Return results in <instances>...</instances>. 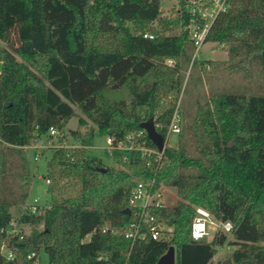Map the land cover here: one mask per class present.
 Segmentation results:
<instances>
[{"label":"trees","instance_id":"trees-1","mask_svg":"<svg viewBox=\"0 0 264 264\" xmlns=\"http://www.w3.org/2000/svg\"><path fill=\"white\" fill-rule=\"evenodd\" d=\"M161 1L0 0V244L6 240L16 253L14 260L0 253V264H36L42 248L49 264H154L170 245L176 264H224L215 260L224 244L236 246L232 264H264V93L224 92L212 105H199L185 127L191 145L183 138L177 147L167 144L157 171L139 157L125 162L119 152L113 159L125 168L109 166L88 149L75 151L74 160L56 150L49 166L79 178V192L54 197L36 214L23 212L16 218L20 226L42 228L6 237L12 207L29 196L18 182L29 171L23 146L51 126L63 128L76 114L74 105L106 135L121 138L153 118L167 137L178 97L167 106L161 97L180 88L195 47L181 17H161ZM155 21L172 33L150 28ZM146 31L155 37H145ZM207 40L227 44L238 59L234 65H244L248 75L255 63L264 76V0H232ZM123 88L128 95L115 96ZM85 123L80 117L79 125ZM93 136L91 128L82 141L90 145ZM154 175L180 197L153 210L172 230L160 240L103 232L107 223L119 227L136 219L125 212L133 178ZM196 206L231 221L232 238L218 231L195 240ZM32 251L36 256L28 258Z\"/></svg>","mask_w":264,"mask_h":264},{"label":"rangeland","instance_id":"rangeland-1","mask_svg":"<svg viewBox=\"0 0 264 264\" xmlns=\"http://www.w3.org/2000/svg\"><path fill=\"white\" fill-rule=\"evenodd\" d=\"M177 8L175 0H162L161 17L166 19L178 18ZM128 25L131 26V23H128ZM150 28L158 29L161 32L166 31L168 34L172 33L169 30H163L157 21L151 24ZM0 43L4 45V42L1 40ZM204 60L210 61V70H207L205 64H202ZM236 63H238V59H232L230 57L227 44L208 41L202 46L200 56L196 58V61L186 65L182 70V83L180 88L178 90H168L161 97L164 106L170 104V99L175 98V96L178 97L179 110L183 120L182 133L171 136L168 145L177 147L181 138L191 145L192 141L185 132V127L192 120L197 107L199 105L205 107L212 105L213 98L217 95L224 92L245 93L247 95L264 93V76L260 71V67L253 63L250 68L252 71L248 75L244 65L239 64L235 66L234 64ZM1 68L2 63L0 62V70ZM115 94V96L120 98H125L128 95L127 90L124 88ZM74 108L76 114L64 126L67 144L78 143L93 128L94 136L89 149L90 154L101 158L109 166L125 168L124 165L115 162L113 154L104 148L106 145V134L99 132L97 125L87 118L77 105H74ZM80 117H83L87 123L79 125ZM76 130H78L77 135L73 132ZM46 144L47 141L40 135L34 136L29 144L23 146L24 154L28 160L29 171L23 172V177L19 178L18 182L24 184L29 189V196L24 203L12 207V214L15 219L32 203H37L39 207L48 208L51 206L54 197L72 196L80 190L81 181L79 178L61 176L49 166V161L56 149L45 147L44 145ZM38 153L41 154V158L36 160L34 156ZM47 178H50L49 183L46 181ZM136 178L134 177L133 180ZM166 186L169 190L166 195V202L170 206L175 205L180 200L177 189L174 186ZM42 226V224L19 225L21 232L27 235L31 234L35 229L42 228ZM162 227L165 231L164 235L166 231L172 230V227L167 224H163ZM227 235L228 238H232L231 232H227ZM168 236H171L170 232ZM235 247L234 245L224 244L218 250V253L221 255L215 260L230 258L232 253L231 249ZM5 250H3V253L6 252ZM37 256L36 264H49V255L44 248L40 249Z\"/></svg>","mask_w":264,"mask_h":264},{"label":"built area","instance_id":"built-area-1","mask_svg":"<svg viewBox=\"0 0 264 264\" xmlns=\"http://www.w3.org/2000/svg\"><path fill=\"white\" fill-rule=\"evenodd\" d=\"M177 4V14L185 21L184 29L188 32L190 41L195 49L193 61L200 56L202 46L208 42L211 27L215 20L223 13H226L232 7V0H175ZM147 38H154L155 33L151 31L144 32ZM167 64H174L172 59H168ZM206 69L210 70L209 62L205 64ZM183 120L179 110V103L174 111L171 122L168 126L167 137L164 138L166 145L171 136L179 135L182 132ZM143 128L141 130L126 133L123 137L107 134L105 136V149L114 155L119 152L125 162H129L133 157H139L149 167H154L157 171L163 163V150L158 147L151 146L146 137ZM148 135V134H147ZM48 148L62 149L66 152V156L71 160L75 158V151L80 149H90L91 144H85L82 140L78 143L67 144L65 128L51 126L49 130L42 134ZM165 145V147H166ZM69 148V150H68ZM36 160L41 158V154L34 156ZM47 183L50 178L46 179ZM167 186L159 182L156 176H140L134 179V184L130 189L129 208L133 211L136 219L124 224L123 226H112L107 223L102 227L103 232L110 231L113 235H124L127 238L136 240L138 238H146L147 236L160 240L165 237V224L159 221L153 213L154 209L169 206L166 202L168 193ZM40 210L37 203H32L26 207L25 213L36 214ZM212 227V229H211ZM213 227H215L213 229ZM233 224L231 221H223L213 216V214L203 206L195 207V215L192 221L191 234L195 240H207L212 238L218 231L231 232ZM6 237L21 233L18 221L14 219L5 229ZM23 237V234L20 235ZM6 249L3 253V250ZM0 253L8 260H14L16 253L6 243V240L0 244ZM36 256L34 251L28 254V258Z\"/></svg>","mask_w":264,"mask_h":264},{"label":"water","instance_id":"water-1","mask_svg":"<svg viewBox=\"0 0 264 264\" xmlns=\"http://www.w3.org/2000/svg\"><path fill=\"white\" fill-rule=\"evenodd\" d=\"M147 131L148 137L156 144L159 150H163L166 145V141L163 135L157 130L155 121L153 118H150L140 125ZM102 171H105L106 168H101ZM125 212L131 213V209L129 207L125 208ZM177 255H176V247L175 245H170L168 250L160 256L158 261L154 264H176ZM224 264H232L231 258H226L224 260Z\"/></svg>","mask_w":264,"mask_h":264},{"label":"crops","instance_id":"crops-1","mask_svg":"<svg viewBox=\"0 0 264 264\" xmlns=\"http://www.w3.org/2000/svg\"><path fill=\"white\" fill-rule=\"evenodd\" d=\"M219 248H220V247H219ZM219 248H218V250H219ZM233 250H234V248L231 249V251H233ZM218 252H219V251H218ZM218 252H217V254H216V256H215V259H216L218 256L221 255V254H219Z\"/></svg>","mask_w":264,"mask_h":264}]
</instances>
